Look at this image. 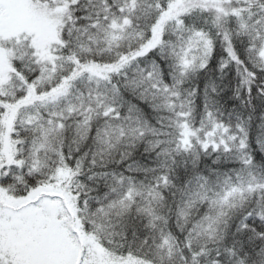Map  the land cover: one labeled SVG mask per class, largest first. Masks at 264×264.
I'll return each mask as SVG.
<instances>
[{
    "label": "snow or ice",
    "instance_id": "1",
    "mask_svg": "<svg viewBox=\"0 0 264 264\" xmlns=\"http://www.w3.org/2000/svg\"><path fill=\"white\" fill-rule=\"evenodd\" d=\"M0 264H264V0H0Z\"/></svg>",
    "mask_w": 264,
    "mask_h": 264
}]
</instances>
